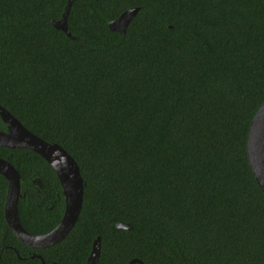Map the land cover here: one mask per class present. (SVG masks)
Returning <instances> with one entry per match:
<instances>
[{"label":"trees","instance_id":"16d2710c","mask_svg":"<svg viewBox=\"0 0 264 264\" xmlns=\"http://www.w3.org/2000/svg\"><path fill=\"white\" fill-rule=\"evenodd\" d=\"M66 3L0 0V105L74 158L82 207L61 241L32 248L5 220L0 174V264H88L97 237L98 264H264L246 152L264 102V0H72L71 36L52 23ZM0 157L20 176L21 225L52 230L65 206L53 168L27 148Z\"/></svg>","mask_w":264,"mask_h":264},{"label":"water","instance_id":"95a60500","mask_svg":"<svg viewBox=\"0 0 264 264\" xmlns=\"http://www.w3.org/2000/svg\"><path fill=\"white\" fill-rule=\"evenodd\" d=\"M71 1L67 0L61 18L52 22L56 28L63 30L68 36H71V33L67 27L66 19ZM136 11L137 8H130L124 11L118 18L108 23L110 29L124 32L127 23ZM0 117L7 125L6 131L0 130V145L11 148H27L42 156L55 171L65 198L63 216L52 230L42 235L29 233L21 225L18 217V199L20 193L19 173L11 163L0 157V174L8 182L4 200L5 220L22 243L32 248L51 246L61 241L68 234L79 216L84 189L80 169L74 158L60 145L38 137L23 126L15 116L1 105ZM246 152L252 173L264 193V102L259 106L250 120ZM116 227L128 228L129 225L118 222ZM99 251L100 239L97 237L92 243V249L87 258L88 264H98ZM134 262L140 261L131 260L127 264Z\"/></svg>","mask_w":264,"mask_h":264},{"label":"flooded vegetation","instance_id":"af4514ba","mask_svg":"<svg viewBox=\"0 0 264 264\" xmlns=\"http://www.w3.org/2000/svg\"><path fill=\"white\" fill-rule=\"evenodd\" d=\"M1 130V129H0ZM7 130V125H6V129L5 130H2V131H6ZM6 179V178H5ZM6 196V195H5Z\"/></svg>","mask_w":264,"mask_h":264}]
</instances>
